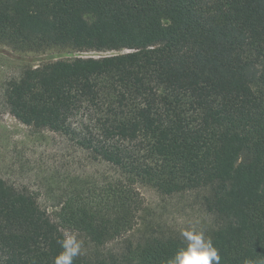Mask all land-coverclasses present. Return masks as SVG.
<instances>
[{
	"label": "trees",
	"instance_id": "trees-1",
	"mask_svg": "<svg viewBox=\"0 0 264 264\" xmlns=\"http://www.w3.org/2000/svg\"><path fill=\"white\" fill-rule=\"evenodd\" d=\"M0 44L118 52L6 83L12 117L117 177L54 182L51 215L0 176V264H53L66 232L83 242L73 264H166L180 235L109 248L136 225L137 185L201 192L220 264H264V0H0Z\"/></svg>",
	"mask_w": 264,
	"mask_h": 264
},
{
	"label": "rangeland",
	"instance_id": "rangeland-1",
	"mask_svg": "<svg viewBox=\"0 0 264 264\" xmlns=\"http://www.w3.org/2000/svg\"><path fill=\"white\" fill-rule=\"evenodd\" d=\"M116 53L19 52L0 44V176L36 194L40 206L51 215L56 201L49 188L55 187L54 182L68 176L112 178L117 177L116 171L107 164L94 163L88 153L61 135L47 130L36 132L18 122L5 107L6 83L19 77L26 68L75 57L97 58ZM135 189L143 199V209L133 230L111 243V249H118L128 240L137 242L143 235H180L193 227L207 232L214 225V218L203 208L201 192L163 196L148 186L137 185Z\"/></svg>",
	"mask_w": 264,
	"mask_h": 264
},
{
	"label": "clouds",
	"instance_id": "clouds-1",
	"mask_svg": "<svg viewBox=\"0 0 264 264\" xmlns=\"http://www.w3.org/2000/svg\"><path fill=\"white\" fill-rule=\"evenodd\" d=\"M183 245L170 257L166 264H220V256L212 239L195 227L180 233ZM57 243L61 251L54 257L53 264H73L82 254L83 242L73 232H66Z\"/></svg>",
	"mask_w": 264,
	"mask_h": 264
}]
</instances>
